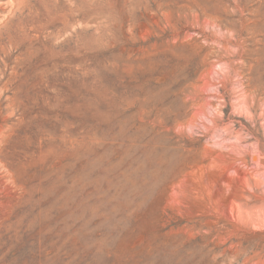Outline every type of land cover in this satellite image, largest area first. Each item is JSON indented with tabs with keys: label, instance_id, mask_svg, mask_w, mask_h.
I'll return each instance as SVG.
<instances>
[{
	"label": "rangeland",
	"instance_id": "obj_1",
	"mask_svg": "<svg viewBox=\"0 0 264 264\" xmlns=\"http://www.w3.org/2000/svg\"><path fill=\"white\" fill-rule=\"evenodd\" d=\"M24 2L0 264H264V0Z\"/></svg>",
	"mask_w": 264,
	"mask_h": 264
},
{
	"label": "bare ground",
	"instance_id": "obj_2",
	"mask_svg": "<svg viewBox=\"0 0 264 264\" xmlns=\"http://www.w3.org/2000/svg\"><path fill=\"white\" fill-rule=\"evenodd\" d=\"M92 1H94V0H91V3H92ZM90 3V4H91ZM17 4V5H16ZM47 4V3H46ZM11 5H13V9L14 8H17L18 10H23L24 8H27V6H29V8H31L32 7V3H28V2H24V0H22V1H20V3H16V1L15 0H12V4ZM10 5V6H11ZM50 9V8H49ZM48 11V10H47ZM50 11V10H49ZM51 15H52V12H51ZM51 17V16H50ZM53 17V16H52ZM39 19V18H38ZM51 19V18H50ZM53 19V18H52ZM75 32V31H74ZM79 36V35H78ZM28 53V52H27ZM32 57V56H31ZM40 71V70H39ZM44 71H46V70H44Z\"/></svg>",
	"mask_w": 264,
	"mask_h": 264
}]
</instances>
